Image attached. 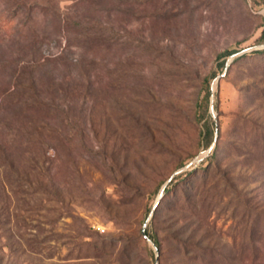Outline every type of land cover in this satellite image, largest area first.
I'll return each mask as SVG.
<instances>
[{
	"label": "rangeland",
	"instance_id": "1",
	"mask_svg": "<svg viewBox=\"0 0 264 264\" xmlns=\"http://www.w3.org/2000/svg\"><path fill=\"white\" fill-rule=\"evenodd\" d=\"M263 31L264 0H0V264H264Z\"/></svg>",
	"mask_w": 264,
	"mask_h": 264
},
{
	"label": "trees",
	"instance_id": "2",
	"mask_svg": "<svg viewBox=\"0 0 264 264\" xmlns=\"http://www.w3.org/2000/svg\"><path fill=\"white\" fill-rule=\"evenodd\" d=\"M261 38L264 40V31H263V34H262V37H261ZM263 53H264V51H253V52L249 55V57L254 56V55H261V54H263ZM234 54H235V52H233V51H232V52H225L224 54H221V55H220V58L222 59V58H225V57H227V56L234 55ZM246 56H247V54H244L242 57H246ZM225 67H226V63H225V61H222V63H221L222 71H224ZM211 96H212V92H211L210 88L207 87V89H206V94H205V96H204V98H203V101H201V103H199V104L197 105V108L199 109V108L202 106V102H204L205 105H206L205 109H207L208 106H209V103H208V102H209ZM209 132H210V135H211L212 132H211V129H210V128H209ZM169 186H170V189L168 188V189L165 190V192H166L165 197L168 196L170 193H173V190H171V189L174 187V186H173V183L170 184ZM162 201H163V200H162ZM162 201H161V202H162Z\"/></svg>",
	"mask_w": 264,
	"mask_h": 264
},
{
	"label": "water",
	"instance_id": "3",
	"mask_svg": "<svg viewBox=\"0 0 264 264\" xmlns=\"http://www.w3.org/2000/svg\"><path fill=\"white\" fill-rule=\"evenodd\" d=\"M240 53H241V54H242V53H245V51L240 52ZM240 53L234 54L232 57H236V56L239 55ZM231 62H232V61H230V62L227 63L226 68H225V70H224V72H223V74H222L221 76H225V75H226L227 70H228V67H229V65L231 64ZM219 79H220V77L217 78L216 82H217ZM212 92H214V87H212ZM212 98H213V93H212ZM212 98H211V100H210V110H211V111L214 110V104H213V99H212ZM196 161H199V160H196ZM146 226H147V224H145V226H144L143 234H145V227H146Z\"/></svg>",
	"mask_w": 264,
	"mask_h": 264
}]
</instances>
